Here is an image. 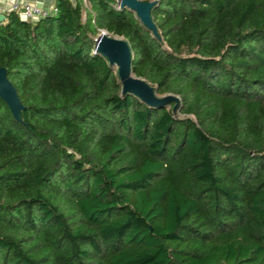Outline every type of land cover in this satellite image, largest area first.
Segmentation results:
<instances>
[{
	"label": "trees",
	"instance_id": "obj_1",
	"mask_svg": "<svg viewBox=\"0 0 264 264\" xmlns=\"http://www.w3.org/2000/svg\"><path fill=\"white\" fill-rule=\"evenodd\" d=\"M89 2L0 23V264H264V0H155L158 36ZM100 30L175 111L121 93Z\"/></svg>",
	"mask_w": 264,
	"mask_h": 264
},
{
	"label": "water",
	"instance_id": "obj_2",
	"mask_svg": "<svg viewBox=\"0 0 264 264\" xmlns=\"http://www.w3.org/2000/svg\"><path fill=\"white\" fill-rule=\"evenodd\" d=\"M120 7H125L135 12L139 21L155 36H158L157 29L151 17V9L155 0H118ZM6 15L0 12V23ZM95 50L107 59L108 64L116 66L117 77L121 85L122 94H132L138 97L148 106L161 107L173 102L172 110L175 111L179 99L173 94L158 96L154 87L145 79L137 77L131 71L132 54L127 41L109 33H99L94 39ZM0 99L5 102L14 119L22 121L24 106L21 103L14 85L7 76L5 67L0 66Z\"/></svg>",
	"mask_w": 264,
	"mask_h": 264
},
{
	"label": "built area",
	"instance_id": "obj_3",
	"mask_svg": "<svg viewBox=\"0 0 264 264\" xmlns=\"http://www.w3.org/2000/svg\"><path fill=\"white\" fill-rule=\"evenodd\" d=\"M72 3H75V0H70ZM117 8L120 7L118 0ZM57 10L55 6V0H51L48 4L42 3L40 0H9L8 5L4 8L0 7V12H16L23 20L34 21L45 17L49 14L55 13ZM99 33H108L105 30H100ZM96 38V37H95ZM94 38V39H95ZM93 39V41H94Z\"/></svg>",
	"mask_w": 264,
	"mask_h": 264
},
{
	"label": "rangeland",
	"instance_id": "obj_4",
	"mask_svg": "<svg viewBox=\"0 0 264 264\" xmlns=\"http://www.w3.org/2000/svg\"><path fill=\"white\" fill-rule=\"evenodd\" d=\"M79 2L81 3V8H82V20L85 21V19L87 17V13L90 11L91 4H90L89 0H79ZM95 37H93V39ZM112 68H113V70H116V66L115 65ZM159 96H163V95H159Z\"/></svg>",
	"mask_w": 264,
	"mask_h": 264
},
{
	"label": "crops",
	"instance_id": "obj_5",
	"mask_svg": "<svg viewBox=\"0 0 264 264\" xmlns=\"http://www.w3.org/2000/svg\"><path fill=\"white\" fill-rule=\"evenodd\" d=\"M42 3L44 4H48L51 0H40ZM9 0H0V7H5L6 5H8Z\"/></svg>",
	"mask_w": 264,
	"mask_h": 264
}]
</instances>
